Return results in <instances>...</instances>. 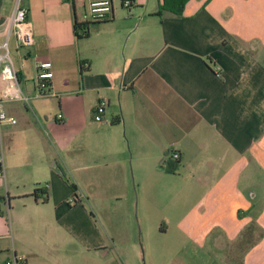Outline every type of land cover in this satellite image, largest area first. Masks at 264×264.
Instances as JSON below:
<instances>
[{"label": "crops", "instance_id": "0c3cea01", "mask_svg": "<svg viewBox=\"0 0 264 264\" xmlns=\"http://www.w3.org/2000/svg\"><path fill=\"white\" fill-rule=\"evenodd\" d=\"M132 1L79 35L78 3L22 0L33 43L19 47L0 0L23 91L36 61L53 71L52 95L5 104L0 264H138L134 210L148 264L156 233L165 264H264V0H188L180 16Z\"/></svg>", "mask_w": 264, "mask_h": 264}, {"label": "built area", "instance_id": "2783aa9c", "mask_svg": "<svg viewBox=\"0 0 264 264\" xmlns=\"http://www.w3.org/2000/svg\"><path fill=\"white\" fill-rule=\"evenodd\" d=\"M80 5L79 20L76 21V28L79 35H86L89 24L107 20L113 12L112 0H73ZM132 0H122V6L129 8ZM12 32L19 47L33 43V25L27 18V10L22 0H13V9L10 16ZM0 177H5L4 145L2 128L4 125H13L16 119L7 114L6 103L23 102L30 106L33 97H46L52 95L50 81L53 77L52 63L49 60H38L35 63V93L33 96L26 94L19 80V69L9 53L6 44L0 45ZM102 107L98 106L93 110V119L101 120ZM61 120V114L57 115V121ZM174 160L179 159V153L174 151L168 154ZM48 188V183L41 185V189ZM44 192L40 194V198ZM23 256L13 254L3 264H24Z\"/></svg>", "mask_w": 264, "mask_h": 264}, {"label": "rangeland", "instance_id": "374dc122", "mask_svg": "<svg viewBox=\"0 0 264 264\" xmlns=\"http://www.w3.org/2000/svg\"><path fill=\"white\" fill-rule=\"evenodd\" d=\"M129 171H130V175H131L130 187H131V191L133 192V195H134L135 200H136V198H137V189H136V183L134 182L133 177H132L133 174H132V168L131 167L129 168ZM133 217H134V220H135V223H136V228H137V233L136 234H137L139 246H140V249H141L140 257H139V260H138V264H148V263H150L149 262L150 251H149L148 246H147V252L144 253L142 244H144V238L145 237H144V235H141V230H140L139 223H138V220H137V211L136 210H134ZM155 237L156 238L153 241L154 246H155L154 249H155V252L158 253V259L156 260L155 264H165L168 261V257H169V245H168L169 242L167 240V236L166 235L164 236L162 234L156 233Z\"/></svg>", "mask_w": 264, "mask_h": 264}, {"label": "trees", "instance_id": "16d2710c", "mask_svg": "<svg viewBox=\"0 0 264 264\" xmlns=\"http://www.w3.org/2000/svg\"><path fill=\"white\" fill-rule=\"evenodd\" d=\"M188 0H161L158 10L155 12V14L162 16L164 12L170 13L172 15L175 16H180L182 14V10L184 8L185 3ZM170 158V157H169ZM165 170L167 172H175L177 169V164L174 163H166L164 166ZM68 186L70 187V189L72 190V192H74V200L76 199V185L67 181ZM37 189L34 190V194L36 193ZM43 200H45V197H43Z\"/></svg>", "mask_w": 264, "mask_h": 264}]
</instances>
